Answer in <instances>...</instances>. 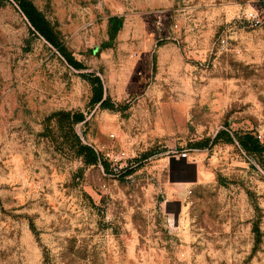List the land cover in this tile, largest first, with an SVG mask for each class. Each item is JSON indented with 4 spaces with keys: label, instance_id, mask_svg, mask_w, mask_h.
<instances>
[{
    "label": "rangeland",
    "instance_id": "374dc122",
    "mask_svg": "<svg viewBox=\"0 0 264 264\" xmlns=\"http://www.w3.org/2000/svg\"><path fill=\"white\" fill-rule=\"evenodd\" d=\"M30 1L78 66L0 0V264H264V0Z\"/></svg>",
    "mask_w": 264,
    "mask_h": 264
},
{
    "label": "trees",
    "instance_id": "16d2710c",
    "mask_svg": "<svg viewBox=\"0 0 264 264\" xmlns=\"http://www.w3.org/2000/svg\"><path fill=\"white\" fill-rule=\"evenodd\" d=\"M13 1L16 2L18 9L23 14L30 27L52 46L56 47L58 52L69 65H71L72 67H77L78 64L61 47L57 45L48 27L47 21L44 19L40 11L33 5V3L30 0ZM119 23L120 19L116 17H111L109 19V25L112 29V33L110 34V36L118 30ZM91 85V103H99V105L105 106L107 103L105 99H102L101 83L99 78L96 76L92 77ZM81 119V114L74 115V120L78 121ZM78 153L82 155L85 163H94L97 160L94 151L89 146L79 145Z\"/></svg>",
    "mask_w": 264,
    "mask_h": 264
},
{
    "label": "built area",
    "instance_id": "2783aa9c",
    "mask_svg": "<svg viewBox=\"0 0 264 264\" xmlns=\"http://www.w3.org/2000/svg\"><path fill=\"white\" fill-rule=\"evenodd\" d=\"M259 21L256 19V20H254V24H257ZM179 156H181V157H183V156H185L186 155V153L185 152H181V153H179L178 154Z\"/></svg>",
    "mask_w": 264,
    "mask_h": 264
},
{
    "label": "crops",
    "instance_id": "0c3cea01",
    "mask_svg": "<svg viewBox=\"0 0 264 264\" xmlns=\"http://www.w3.org/2000/svg\"><path fill=\"white\" fill-rule=\"evenodd\" d=\"M187 166H188V167H191V165H190V164H187Z\"/></svg>",
    "mask_w": 264,
    "mask_h": 264
}]
</instances>
